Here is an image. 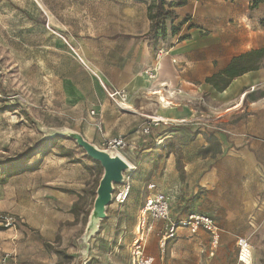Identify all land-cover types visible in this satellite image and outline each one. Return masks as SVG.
<instances>
[{"label":"rangeland","instance_id":"obj_1","mask_svg":"<svg viewBox=\"0 0 264 264\" xmlns=\"http://www.w3.org/2000/svg\"><path fill=\"white\" fill-rule=\"evenodd\" d=\"M99 1L0 0V263L133 264L136 241L146 240L143 254L151 243L154 264H264V86L249 89L211 130L180 133L183 143L196 140L177 152L179 178L191 186L172 201L167 221L146 217L141 227L137 209L128 216L135 240L128 250L97 245V233L87 235L104 170L74 138L87 141V114L76 106L87 81L69 79L75 73L63 56L62 25L86 18ZM96 148L107 150L106 143ZM123 174L98 229L123 215L126 201H114L127 185ZM187 213L211 216L217 239L202 229L189 237L184 229L161 249L169 223ZM237 238L250 250L239 255Z\"/></svg>","mask_w":264,"mask_h":264},{"label":"crops","instance_id":"obj_2","mask_svg":"<svg viewBox=\"0 0 264 264\" xmlns=\"http://www.w3.org/2000/svg\"><path fill=\"white\" fill-rule=\"evenodd\" d=\"M152 2L101 0L92 5L86 18L62 25L69 45L65 43L68 48L63 56L75 73L69 79L87 81L85 94L76 104L87 114L85 139L96 147L118 137L126 142L115 153L130 166L123 215L107 217L94 239L97 245L117 250H128L135 241L126 230L133 227L128 216L140 211L144 187L153 184L156 190L147 189V194L165 195L170 214L172 201L191 186L189 178L184 187L179 178L177 152L196 140L183 143L180 133L190 134L197 126L211 130L214 121L221 122L237 109L249 89L264 86V66L259 64L264 57V0H187L185 6L167 8L175 19L166 21V37L158 41L144 37L150 30L148 7ZM160 49L165 54L157 59ZM249 53L255 55L234 64L236 58ZM230 66L232 70L249 68L229 77L224 71ZM147 71L155 77L151 79ZM106 91L117 92L114 100L124 99L128 110H120ZM150 118L160 122L143 135ZM189 214L196 213L185 216ZM184 229L176 228L172 238ZM150 232L149 227L146 234ZM187 234L190 237L188 230ZM145 244L146 240V249ZM146 251L154 264L151 243Z\"/></svg>","mask_w":264,"mask_h":264},{"label":"built area","instance_id":"obj_3","mask_svg":"<svg viewBox=\"0 0 264 264\" xmlns=\"http://www.w3.org/2000/svg\"><path fill=\"white\" fill-rule=\"evenodd\" d=\"M64 42L67 44L65 39H64ZM163 54H165V52L163 51V49H160L157 52L156 58L159 59ZM146 74L151 79L155 77L148 71L146 72ZM106 93H107V96L112 101H114V103L117 105V107L120 110L122 111L128 110V107L124 103L125 102L124 99H120L118 102L114 100V98L118 95L117 92L109 93L106 91ZM160 102H162L164 105H169L168 102L164 103V101L161 99H160ZM93 114L94 112L91 111L90 115H93ZM159 122H160L159 119L150 118V122L147 123L143 128L142 134L148 135L150 133L151 126H156ZM125 145H126V142L124 138L122 137H118L113 140H108L106 142V147H107L106 151L113 152L115 154L119 149H121ZM124 179L125 177L123 176V181ZM154 188L155 186L153 184H150L147 186L148 190H152ZM128 193H129V186L126 185L124 186L122 190H120L117 194H115L114 201L117 204H123L127 199ZM139 213L142 218L141 223H140L141 227H144L146 217L153 221H161V222L167 221L169 217V203L164 194L159 193V192L150 193L146 196ZM178 227L186 228L189 231L190 236L195 235L200 229H202L210 233L213 237L217 239L218 227L211 217L205 216V215H198V214H189L184 219H181L177 221V223H172L170 225L168 229L169 235L165 237L164 239H162L161 241V244H160L161 249H163L164 247L165 240L172 237L175 229ZM141 241H142V238H141ZM236 245L239 248V255H240L245 249H247L249 244L246 239L237 238ZM143 251H144V244H140V243L137 244V241H136L135 251H134L135 258H134L133 264H152L153 258L145 256L143 254ZM0 264H5V259H2Z\"/></svg>","mask_w":264,"mask_h":264},{"label":"water","instance_id":"obj_4","mask_svg":"<svg viewBox=\"0 0 264 264\" xmlns=\"http://www.w3.org/2000/svg\"><path fill=\"white\" fill-rule=\"evenodd\" d=\"M74 138L77 140L78 145L81 146L93 160L98 161L104 170L102 179L97 188L92 209L93 211L99 212L96 215V222L99 224L100 221L105 218V207L111 202L113 185H119L123 182V173L129 171L130 166L119 155L111 157L107 152L101 151L90 145L79 134H75Z\"/></svg>","mask_w":264,"mask_h":264},{"label":"trees","instance_id":"obj_5","mask_svg":"<svg viewBox=\"0 0 264 264\" xmlns=\"http://www.w3.org/2000/svg\"><path fill=\"white\" fill-rule=\"evenodd\" d=\"M186 2L187 0H177L176 2L167 4L165 0H154V2H152L148 7L150 30L147 34L144 35V37L152 38L154 41L164 39L167 34L166 21L168 19H175L174 14L171 11L167 10V8L182 7L186 5ZM173 31H175L174 28H172V32ZM254 55L255 53L242 55L236 58L234 64L245 59H250ZM232 66H230V68L224 71V73L229 77L237 76L239 73L244 72L249 68L247 66H243L240 69L232 70Z\"/></svg>","mask_w":264,"mask_h":264},{"label":"bare ground","instance_id":"obj_6","mask_svg":"<svg viewBox=\"0 0 264 264\" xmlns=\"http://www.w3.org/2000/svg\"><path fill=\"white\" fill-rule=\"evenodd\" d=\"M105 152H107L111 157H114L116 155L113 152H109V151H105ZM98 213L99 212L92 210V212L90 214L89 221H88V224L86 227V232H87V235H89V236H92L98 232V225L99 224H98V222H96V215ZM249 249H250V246L248 245L247 249H245V250H249Z\"/></svg>","mask_w":264,"mask_h":264}]
</instances>
